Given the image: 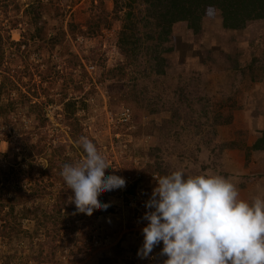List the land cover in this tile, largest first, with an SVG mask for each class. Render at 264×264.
Returning <instances> with one entry per match:
<instances>
[{
  "label": "rangeland",
  "instance_id": "rangeland-1",
  "mask_svg": "<svg viewBox=\"0 0 264 264\" xmlns=\"http://www.w3.org/2000/svg\"><path fill=\"white\" fill-rule=\"evenodd\" d=\"M80 137L131 176L91 215ZM176 170L264 196V0H0V264H164L142 216Z\"/></svg>",
  "mask_w": 264,
  "mask_h": 264
},
{
  "label": "clouds",
  "instance_id": "clouds-1",
  "mask_svg": "<svg viewBox=\"0 0 264 264\" xmlns=\"http://www.w3.org/2000/svg\"><path fill=\"white\" fill-rule=\"evenodd\" d=\"M78 164L65 163L63 180L72 190L76 211L91 215L110 204L98 198L126 186L116 174H106V156L87 137ZM145 201L143 243L138 256L148 258L163 245L164 264H264V196L240 197L237 186L221 175L185 176L181 170L159 178Z\"/></svg>",
  "mask_w": 264,
  "mask_h": 264
},
{
  "label": "built area",
  "instance_id": "built-area-1",
  "mask_svg": "<svg viewBox=\"0 0 264 264\" xmlns=\"http://www.w3.org/2000/svg\"><path fill=\"white\" fill-rule=\"evenodd\" d=\"M123 116H126L127 114L126 113H123L122 114ZM123 178H125V180H126V185H127V183H129V179L127 178V177H131V176H122ZM126 187V186H125ZM126 189V188H125ZM125 189H124V191H125ZM137 197H138V194L136 193V194H131L130 195V199L132 198L133 200H137ZM131 205H132V203H131ZM145 223H147V221H145Z\"/></svg>",
  "mask_w": 264,
  "mask_h": 264
},
{
  "label": "trees",
  "instance_id": "trees-1",
  "mask_svg": "<svg viewBox=\"0 0 264 264\" xmlns=\"http://www.w3.org/2000/svg\"><path fill=\"white\" fill-rule=\"evenodd\" d=\"M12 208H13V206H12Z\"/></svg>",
  "mask_w": 264,
  "mask_h": 264
}]
</instances>
